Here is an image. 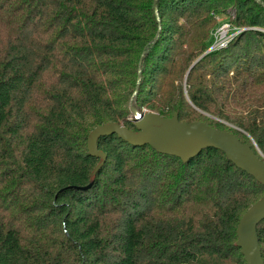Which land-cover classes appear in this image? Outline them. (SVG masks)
I'll use <instances>...</instances> for the list:
<instances>
[{"label":"trees","instance_id":"obj_1","mask_svg":"<svg viewBox=\"0 0 264 264\" xmlns=\"http://www.w3.org/2000/svg\"><path fill=\"white\" fill-rule=\"evenodd\" d=\"M217 16L236 35L209 52ZM134 110L264 157V0H0V264H247L237 229L264 187L224 153L103 136L91 184L89 135Z\"/></svg>","mask_w":264,"mask_h":264},{"label":"water","instance_id":"obj_2","mask_svg":"<svg viewBox=\"0 0 264 264\" xmlns=\"http://www.w3.org/2000/svg\"><path fill=\"white\" fill-rule=\"evenodd\" d=\"M135 129L118 123L96 128L88 137L91 156L99 159L92 174L91 184L107 161L98 143L103 136L117 135L134 147L150 146L159 154L173 156L184 163L198 157L208 149L220 151L240 170L253 177L264 187V157L241 142L235 135L217 130L205 123L185 124L178 116L167 119L154 112L133 111L130 118ZM90 187V186H89ZM264 222V197L250 207L242 217L237 229L236 246L242 250L247 264H264L258 227Z\"/></svg>","mask_w":264,"mask_h":264},{"label":"built area","instance_id":"obj_3","mask_svg":"<svg viewBox=\"0 0 264 264\" xmlns=\"http://www.w3.org/2000/svg\"><path fill=\"white\" fill-rule=\"evenodd\" d=\"M235 35L236 34H233L231 24L229 22L222 24L213 35V44L209 49V52L226 48Z\"/></svg>","mask_w":264,"mask_h":264},{"label":"rangeland","instance_id":"obj_4","mask_svg":"<svg viewBox=\"0 0 264 264\" xmlns=\"http://www.w3.org/2000/svg\"><path fill=\"white\" fill-rule=\"evenodd\" d=\"M217 20L220 22V24L222 25V24H224V23H226V22H228V20L227 19H225L223 16H217ZM145 110H139V113H142V112H144ZM133 118V114H132V116H131V119Z\"/></svg>","mask_w":264,"mask_h":264}]
</instances>
